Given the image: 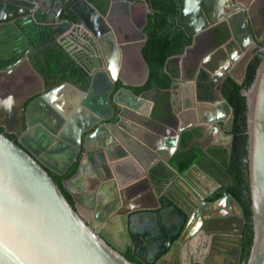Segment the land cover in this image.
<instances>
[{"label":"water","instance_id":"obj_1","mask_svg":"<svg viewBox=\"0 0 264 264\" xmlns=\"http://www.w3.org/2000/svg\"><path fill=\"white\" fill-rule=\"evenodd\" d=\"M117 1L110 0L103 14L91 0H78L69 7L74 23L60 19L67 0H0V45L18 38L15 47L24 52L20 62L0 67V82L12 83L22 62L30 66L33 61L35 45L24 29L27 25L43 31L42 44L61 46L62 39L66 58L76 63L74 67L84 77V86L82 80L76 83L72 78L51 85L44 63L45 73L33 68L43 80L39 89L29 90L27 95L0 96V264H181L183 240L179 241L181 231L177 235L172 229L173 210L188 219L192 212L202 216L203 211L209 216L228 208L230 214L223 213L225 223L236 217L244 223L243 207L235 196L225 195L213 202L216 195L208 190L211 201L204 203L199 191L184 181V175L177 173V182L155 185L150 170L159 162L170 165L182 150L186 131L203 130L207 142L209 134H219L227 139L225 147L231 151L233 126L222 108L234 118L233 108L218 86L249 46L261 39L253 17V7L260 0H176V24L192 39V45L182 56L168 60L180 68L170 90L156 88L140 95L133 88L145 85L149 78L142 52L148 37L133 21L132 11L136 3L146 0H120L123 16L140 34L135 41L125 39L129 32L118 31L111 22ZM223 24L230 30V40L219 48L223 57H218V49L208 46L206 39ZM69 28L85 33L88 49L68 48L70 42L64 35ZM134 48L143 66V77L136 83L124 77L125 60ZM14 52L11 47L0 54V61L5 62ZM257 52L261 61L254 80L242 91L247 109L253 233L248 260L242 264H264V44L258 45ZM77 57H83L85 64ZM193 59L208 76L205 84L213 101H200L198 83L186 74ZM166 71H170L168 64ZM65 89L73 94L62 100ZM153 93L168 95V108L163 107L159 114H155ZM175 98H190L193 105L175 104ZM187 114L193 115L192 121H185ZM7 134L16 135L17 141ZM202 140L195 136L189 147ZM206 159L215 162L212 156ZM192 168L207 177L215 176L201 168V162ZM73 169L75 173L68 176ZM226 174L234 181L229 172ZM53 175L63 177L62 187ZM178 182L198 202L185 197L191 213L174 200L181 194ZM164 187L175 197L161 196ZM186 222L180 230L186 228ZM202 228L205 231V226ZM229 230L207 233L191 255V264H240L244 226L235 223ZM129 250L135 262L125 256Z\"/></svg>","mask_w":264,"mask_h":264},{"label":"flooded vegetation","instance_id":"obj_2","mask_svg":"<svg viewBox=\"0 0 264 264\" xmlns=\"http://www.w3.org/2000/svg\"><path fill=\"white\" fill-rule=\"evenodd\" d=\"M77 1L78 0L72 1V3H70V0H67V3L63 6V9L61 10V14H60L61 21H64L66 19V18L62 17L63 14L70 13L69 19L71 21H73L74 23H76L74 16L71 19V16H72L71 14L72 13L70 12L69 7H70V5L76 3ZM91 1L93 2V1H99V0H91ZM57 5H58V7H60L61 3H58ZM109 6H110V2H109ZM114 11L118 12V13H121L123 15L125 14V8L122 7V3L120 2V0L117 1V6L115 7ZM132 13H133V11H132ZM253 17H254L255 22H256L255 23L256 24L255 25L256 31L259 34V36H261V39H260V41L258 43L251 44L249 46V49L251 50V52L249 54H251V57H250L247 65H246V69H247L249 63L253 59H255L257 57V55H258V52H257L258 45H263L264 44V0H260L256 5H254V7H253ZM120 21L121 20H119V21L118 20H114L113 22L112 21L111 22L117 27L118 31L122 32V31L125 30V31L129 32V33H126V35L124 37L125 39L134 40V41L140 39V34L137 31H135V29L132 28L127 21H125V20H123V22H120ZM24 29L25 30L27 29L28 30L27 31L28 34L30 36H32L31 39L34 41V45H35V49L33 51V54L35 56L32 55L33 61H31L32 63L30 64V66L24 65L25 63L23 64V62H22L21 69H20L19 72L16 73L15 78L12 80V83L8 82V81H3V82L1 81L0 82V96H7L8 94H11V93H15V94H17L19 96L25 95V94L27 95V93H29L28 92L29 90L35 91V89H39V86L41 85L43 80H42L41 75L36 73L33 68L37 67L38 70H39V68L42 69V67L44 66V63H46V61L48 60L49 56L52 55V54L61 53L65 57H67V54L64 52V50L62 48V47L65 46L63 44L62 39H61V43H60L62 47L57 45L56 43H53V42H43V44H42V41H41L40 38L44 39V36H42L43 31L41 32L39 29L36 30L33 26H30V25H27L26 28H24ZM69 29H72L73 30L72 34H74L75 29H73V28H69ZM83 30H84V28H83ZM75 32L76 33H75L74 37H76V38L73 39L71 37L73 42H74V44H76L77 47H83V50L88 49V47H87L88 37L85 35V33H83V32L81 33V31H79V32L75 31ZM71 38L69 36L66 37V39L69 42H71L70 41ZM229 40H230V37L227 40V42H225L223 44H214L213 43V38H212V33H210L208 39H206V41L208 43V46L210 45L211 47L218 49V52H217L218 57L219 56L223 57V53L221 52V50L219 51V48H221V46H223L226 43H228ZM15 46H19L18 38L13 39V41L10 40V42H5L2 45H0V54L1 55L2 54H6L11 47H14V50H16V52H14V55H11L7 59H5V62H2L4 60L0 61V67L2 65H4V64H5V66H8V65H11L13 63H18V62L21 61V58H22V55H23L24 52L22 50L20 52L19 48L15 47ZM231 47H233V43L228 45L229 49ZM249 49L247 50V53H248V51H250ZM73 52L74 51H72L71 53H73ZM182 55H178V56H182ZM174 57H177V56H174ZM78 59L81 60L82 63L85 64V59L83 57L78 58ZM78 59H76V60L79 63ZM67 61H68L67 64H71L72 63L74 66H76L75 62H72L70 60H67ZM169 63L171 65V63H174V62H169ZM169 63H168V66H169ZM124 66H125L124 77L126 78V80H128V81H130L132 83H135V78L132 77L133 74H134L133 72L135 70H138L140 73H142V70H143V66L141 64V61L139 60V58L135 54V48L127 56ZM176 66H177V69H176V73L174 74V76L176 74H178L179 70H180L179 66L178 65H176ZM234 66L230 70L228 77H233L232 76V70H233ZM200 67H201V64L199 62H197V59H193V62H191L190 65L186 68V70H187L186 74H187V76L193 78L194 81H196L198 83V98H199V100L200 101H207V100H204V99H200V97H199V94H200L199 84L201 82H204V84H205L208 81V76H207V80H205V81L201 80L202 74H206V73L203 72V69L200 68ZM246 69H245L244 79L242 80V82L245 80ZM39 71H41V70H39ZM64 72L66 74V70H64ZM42 73H45V72L42 71ZM58 76H54L53 77L51 75V85H55L59 80H60V82L67 81V79L65 78L66 75H64V77H61V74H60L59 77ZM225 80H223L222 83L218 86V89L220 91H221V85L225 82ZM134 88H137V87H134ZM155 94L156 93H153V95H152V99L154 100V102H155V97H158L160 95H165V101L166 102L164 104V108L165 107L168 108L167 105H166L167 102H168V98H167L168 95L165 94V93H159V95L157 96ZM208 95L212 98V99H210V101L211 100L213 101L214 97H213V95L211 93H209V91H208ZM34 98H36V97H34ZM34 98L26 100L25 105H27L29 102H31ZM175 99L177 101V102L175 101V104L179 102V104H185L186 106L193 105L192 104V100L190 98H183L182 100H179L177 98H175ZM175 104H172V107H174L173 110H176ZM180 106L181 105H177V108L178 107L180 108ZM222 110H223L224 114H227V117H229L228 118L229 119L228 122L230 124H232L233 129H234L235 115H234V118H230L228 109L226 107H224V108H222ZM233 114H234V111H233ZM184 117H185V115H184ZM222 125H223V123H221L219 125V128H222ZM224 125H225V123H224ZM233 129H232V132H231V134L233 135V140H232V149H231L230 152L225 147L226 146L225 144L227 142L226 138L221 137L219 134H216V135L213 136L212 133H211V134H209V141L207 142L205 140L208 139V138L207 137L203 138V135H204L203 130L196 129V130L200 131V134L198 132V133H196L194 135V137L198 136L199 138L204 139V142L203 141L202 142H195L194 144H197L202 149H203L202 145L207 144L208 148L207 149H203L204 151L206 150V152H205L206 156L208 154L212 153V152L210 153L211 150L212 151L213 150L217 151L218 149H221V150L226 152V153H224V152L222 153V155L226 154L225 157H222V159H218V157H216V156L213 157L212 156L213 160L215 161L214 163L212 162V163L207 164V165L201 164V168L209 169V171H211V173L214 172L213 174L215 175L214 176L215 179L211 178L210 176L209 177L205 176V174H203L201 172V170L197 169L199 171V173H201V176L196 178V182L190 180L189 176H187V174L188 173L190 174L191 170L195 169V168H192L194 165L191 167V169L188 172H186L185 174H182V175L185 176L184 181L188 185H190L191 187L194 186L199 191L200 195L202 196V201L204 203L205 202L207 203V202L211 201L210 196H209L210 192H212V194L214 193L216 195L215 199H212L213 202L219 201L225 195H230L231 194V195L235 196V194L232 191V189L237 188L239 184H238V181H237V177L235 175H233V173L229 169L230 166H231L232 156H233V153H234V134H233ZM1 130L3 131V128H1ZM7 135L13 141H17V136L16 135H14V134H7ZM211 139H214V140H211ZM215 139H217L220 143L219 142L216 143ZM181 140H182V138H181ZM247 157H248V153H247L246 157H244L245 158L244 159V163L247 164V168L245 169V171H241V170L239 171V172H243L244 173V179L246 180L245 187H242V188L240 187L241 189L239 188V191L242 193L241 194L242 195V201L238 200L241 203L242 207H243L244 223L241 222L240 220H238L237 217L233 218V220H231V221L229 220V222L225 223L224 221H226V220L224 218L223 213L224 214L227 213L228 215L230 214L229 213V209L226 206L225 207L227 209L224 210V211H221L220 213H213L212 215L209 214V216H207V215L205 216V214H203V211H202L201 212L202 216H200V215L196 216L195 214H193V212L191 213V208H190V205L187 203L186 198H189V199L192 198V200L195 202V204L198 203L197 200L194 197H191V195H189V193L187 191H185L182 188V186L179 185V182L176 184V188L178 186V189L180 190L181 194H179V197L174 199V200H176V202L177 201L179 202V204L181 205L180 208L183 209L184 212L188 211V212L191 213V216L188 217V219H187V218H184V215L182 213H178V212H175L173 210V212L175 214V221L172 224L173 227H174L172 229L174 230V232L177 235L181 231V233L179 235V241L183 240V242H182L183 246H182V250H181V255H182L183 250L185 249L184 244L186 243L185 242L186 236H193V237H199L200 236L201 241L203 242L204 239H206V237H207L206 236L207 233H212V232H215V231L216 232L217 231H223V233H226V232L231 231L229 229H232L235 226V223H239V224H241V226L242 225L244 226V235H243V242H242V254L240 256L239 262H240V264L246 262V261L243 260V258H244L243 248H244V245H245L247 237L248 236H250V237L253 236V233H252V220H251V216H252V213H251V197H250V188H249L250 186H249V171H248ZM160 163H164V162H159L158 164H160ZM164 164H166V163H164ZM226 171L229 172L233 176L234 181H232L231 178L229 177V175L226 174ZM170 180L173 181V179H169L167 181H170ZM167 181L163 180V181H160V182H153V181L152 182L155 183V185H157V184H166ZM175 182H177V180H175ZM209 183L212 184V187L208 185ZM223 188H225V191H222ZM168 189L169 188L164 187L163 191L160 192L161 196L165 194V195H168V197L170 199L175 197V196H173V194ZM203 190H207V191L204 193ZM208 190H210V192ZM170 196H172V197H170ZM207 196H209V197H207ZM84 212H85L84 215L88 214L86 211H84ZM236 212H237V210H236ZM192 215L194 217L191 220ZM86 216H88V215H86ZM185 220H187V222H186L187 226H186L185 229L180 230V228L183 225V223L185 222ZM236 221H238V222H236ZM202 225L205 226V231L202 228ZM230 225H233V226L230 227ZM237 231H240V229H238ZM201 245H202V243H201ZM188 249L189 248H187V251L191 255L194 252H196L195 249L194 250H188ZM176 251L177 250H175L174 253H176ZM191 251H193V252H191ZM231 252L233 253V250H231ZM235 254H236V252H234V255H233L234 258H236V256H237ZM199 255H200V253H199ZM125 256L128 259H130L131 261H133V262L136 261L135 258L132 255V253H131V250H129ZM192 259H193V257H191V261H192ZM190 264H191V262H190Z\"/></svg>","mask_w":264,"mask_h":264},{"label":"trees","instance_id":"obj_3","mask_svg":"<svg viewBox=\"0 0 264 264\" xmlns=\"http://www.w3.org/2000/svg\"><path fill=\"white\" fill-rule=\"evenodd\" d=\"M76 0H70V3ZM110 0L93 1L95 6L105 14L108 11ZM72 15V14H71ZM63 18H69L63 14ZM73 15L71 16V18ZM132 19L135 24L144 31L147 35L145 46L143 47V56L149 66V78L145 85L134 88L137 95L145 92L152 91L156 88L161 90H169L173 83V75L176 73V69H172L169 72L166 71L168 60L171 57L182 55L186 48L192 44V39L189 38L183 29L177 26L176 21L178 19V4L176 0H146L140 1L135 4L132 13ZM146 21V23H145ZM212 38L214 44H223L227 42L230 37V30L226 24L220 25L212 30ZM58 53V52H57ZM67 58L61 54H52L46 61L49 73L54 77L62 74L66 71V79H70L73 76V80L79 83L82 80L81 85L84 86V77L81 71H78L74 65L67 64ZM56 60V61H54ZM65 61V62H64ZM261 61V55L258 54L253 59L246 71L245 80L240 84L233 77H228L221 85V93L224 99L233 108L234 119V153L232 156V162L230 171L237 177L238 187L232 189L235 197L242 201V193L239 188L245 187L246 180L244 179V173L247 164L244 163V157L247 155V121H246V98L242 95V91L248 89L252 84L256 70ZM48 64L50 66H48ZM69 65V66H68ZM44 67V66H43ZM42 67V68H43ZM50 67V68H49ZM70 67V68H69ZM45 71L44 68L40 69ZM61 70V71H60ZM71 74V75H70ZM70 76V77H69ZM201 80H207V75L202 74ZM233 80V81H232ZM235 82V83H234ZM199 97L200 99L210 100L212 99L208 95V90L204 82L199 84ZM156 108L155 114H159L165 104V95L155 97ZM200 134L199 130L184 132L181 140L182 150L176 153L170 161V165L160 163L154 166L150 170V178L153 182L167 181L173 177L174 172L179 174H185L193 165L198 162L201 164H210L206 159L205 151L194 144L189 147L194 135ZM189 147V148H188ZM212 152V153H211ZM225 151L218 149L217 151H210L209 156L218 157L222 159L226 154L222 155ZM75 173L73 169L68 176H72ZM242 174V175H241ZM54 180L59 183L63 177L53 175ZM240 181V182H239ZM62 187V186H61ZM240 188V189H241ZM69 200L71 197L64 192ZM252 246V236H248L243 248L244 261L248 260L250 249Z\"/></svg>","mask_w":264,"mask_h":264},{"label":"crops","instance_id":"obj_4","mask_svg":"<svg viewBox=\"0 0 264 264\" xmlns=\"http://www.w3.org/2000/svg\"><path fill=\"white\" fill-rule=\"evenodd\" d=\"M114 20H121L120 22H123V20H127L125 18V16H123V14L121 13H118V12H114L112 18H111V21L113 22ZM71 33H73V30L72 29H69L66 34L64 35V37H68V36H71L73 39H75L76 37L72 36ZM69 48H76L77 45L73 43V41H71L69 44H68ZM81 47H79L80 49ZM241 60V59H240ZM169 69L172 70V69H177V66L174 64V63H169ZM246 67V66H245ZM133 76L135 78V83L140 80L142 77H143V74L140 73L138 70H135L133 72ZM233 76V75H232ZM234 77V76H233ZM235 78V77H234ZM236 81H240L238 80L237 78H235ZM244 79V78H243ZM63 93V98L62 100H66V99H69L67 96L68 94H73V91L71 89H65L64 91H61ZM11 94H15V93H11ZM16 95V94H15ZM155 95H159V93H156ZM16 99V98H15ZM143 110L145 111L146 110V107L143 108ZM149 110V108L147 109ZM185 121L189 122V121H192L193 119V115L192 114H187L185 115ZM204 142V140H202ZM207 141V140H205ZM157 165V164H156ZM196 172V173H195ZM187 176H189V179L196 182V178L200 177L201 176V173H199V171L197 169H192L191 170V173L187 174ZM204 178V177H203ZM173 179V181L177 180L178 179V174L177 172H174L173 174V177L171 178ZM200 179V178H199ZM209 186L212 187V184H208ZM204 193L207 191V190H203ZM185 244H184V247L185 249L183 250L182 252V256H181V264H190L191 262V254L188 253L187 251V248H189L188 250H194L196 251V249H198V247L201 245L202 241H201V238L200 236L199 237H193V236H186V240H185ZM193 252V251H191Z\"/></svg>","mask_w":264,"mask_h":264},{"label":"rangeland","instance_id":"obj_5","mask_svg":"<svg viewBox=\"0 0 264 264\" xmlns=\"http://www.w3.org/2000/svg\"><path fill=\"white\" fill-rule=\"evenodd\" d=\"M250 50V49H249ZM251 52L248 51L247 54H245V56L239 61V63H237L233 70H232V75L237 78L238 80L242 81L245 75V69H246V65L251 57V54H249Z\"/></svg>","mask_w":264,"mask_h":264},{"label":"bare ground","instance_id":"obj_6","mask_svg":"<svg viewBox=\"0 0 264 264\" xmlns=\"http://www.w3.org/2000/svg\"><path fill=\"white\" fill-rule=\"evenodd\" d=\"M72 19V18H71ZM34 42V41H33ZM54 61H56V60H54ZM57 62V61H56ZM65 62V61H64ZM34 65V64H33ZM73 65V64H72ZM48 66H50L49 64H48ZM50 68V67H49ZM70 68V67H69ZM43 69V68H42ZM61 71V70H60ZM67 71V70H66ZM247 71V70H246ZM71 75V74H70ZM60 76V75H59ZM58 76V77H59ZM70 77V76H69ZM72 79H73V76H72ZM233 81V80H232ZM235 83V82H234ZM197 145V144H196ZM226 165V164H225ZM210 166V165H209ZM217 170V169H216ZM196 173V172H195ZM214 173V172H213Z\"/></svg>","mask_w":264,"mask_h":264}]
</instances>
